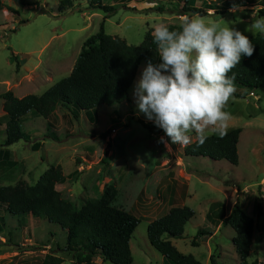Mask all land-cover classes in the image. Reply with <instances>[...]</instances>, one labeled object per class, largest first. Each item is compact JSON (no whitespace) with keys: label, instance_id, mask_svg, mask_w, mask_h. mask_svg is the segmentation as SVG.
<instances>
[{"label":"rangeland","instance_id":"1","mask_svg":"<svg viewBox=\"0 0 264 264\" xmlns=\"http://www.w3.org/2000/svg\"><path fill=\"white\" fill-rule=\"evenodd\" d=\"M73 1L62 11L61 0H3L13 12H0V148L6 140L2 95L11 91L23 98L45 93L71 74L84 41L101 28L103 11L92 9L91 0ZM114 3L118 10L104 21L105 30L129 45H141L161 23L181 30L183 0L105 1ZM261 8L258 3L219 16L210 11L204 18L234 26L251 39L264 35L245 31L252 13ZM149 60L159 63L158 51L143 61L137 78ZM133 87L129 101L99 106L91 117L81 112L75 118L71 105L57 106L49 121L30 112L23 123L26 139L6 148L11 158L0 159V186L35 185L52 166H61L66 181L57 189L76 209L115 188V205L140 220L131 240L133 264H172L151 246L148 226L174 206H187L196 213L183 238L172 240L180 252L194 255L202 264H212L211 256L214 264H239L233 244L236 233L223 225L239 204L255 221L249 262L264 264V221L260 220L264 217L258 219L255 210L261 205L264 213V88L246 98L231 95L223 109L227 118L222 134L214 128L206 132L213 136L242 129L240 161L232 165L186 156L195 133L190 144L178 145L163 130L144 128L141 120L153 122L137 113ZM36 143H42L39 151L33 149ZM0 218L6 224L0 232V264H42L49 255L74 264L65 251L68 234L60 225L4 211ZM201 230L212 235L197 237ZM96 264L104 263L97 259Z\"/></svg>","mask_w":264,"mask_h":264},{"label":"trees","instance_id":"2","mask_svg":"<svg viewBox=\"0 0 264 264\" xmlns=\"http://www.w3.org/2000/svg\"><path fill=\"white\" fill-rule=\"evenodd\" d=\"M105 1L90 2V7L103 11L105 17L100 30L84 42L68 77L41 95L30 94L18 98L11 91L2 95L6 140L0 148V159L7 161L11 158V152L6 148L26 139L23 123L30 112L49 121L57 106L71 105L75 118L80 117L81 112H87L88 117H91L99 106L129 101V91L137 79L141 64L153 52L158 51V45L154 43L150 31L139 46L129 45L124 39L107 34L104 21L117 13L118 5H107ZM208 1L210 0H183L182 15L199 14L207 17L210 11H214V15L219 16L228 14V10L234 6L238 9L251 8L259 3L262 8L258 13L264 16V0H214L211 4ZM73 4V0H61L59 10L64 11ZM199 4L205 6V9L203 6L199 7ZM5 9L13 12L0 0V12ZM250 40L254 45L253 55L242 57L240 64L229 73L235 77V91L232 95L238 98H246L248 94L264 88V35ZM13 59L17 61L15 55ZM140 123L148 130L156 128L153 123L143 120ZM241 134L242 129L237 128L223 135L207 136L203 144L196 139L185 148V155L238 165ZM41 147L42 143H36L33 149L39 151ZM65 181L62 167L52 166L35 185L0 186V212L19 218L30 216L47 219L60 225L68 234L65 251L74 264H96L97 259L104 264H133L131 240L140 220L115 205L118 191L111 188L101 199H90L81 209H76L72 203L62 198L57 189ZM241 207L236 204L231 215L223 220V225L231 227L236 233L233 244L240 264H260L258 261L249 262L255 221ZM255 210L260 219L263 216L262 206L257 205ZM195 214L187 206H174L165 216L148 226L151 246L172 264H202L194 255L180 252L172 242L183 238L186 225ZM0 220L1 232L6 224L2 218ZM206 235L212 234L201 230L197 237ZM211 262L214 264V256H211ZM42 264H63V261L49 255Z\"/></svg>","mask_w":264,"mask_h":264},{"label":"clouds","instance_id":"3","mask_svg":"<svg viewBox=\"0 0 264 264\" xmlns=\"http://www.w3.org/2000/svg\"><path fill=\"white\" fill-rule=\"evenodd\" d=\"M237 7L229 11L236 12ZM181 30L154 26L159 63H146L134 81L137 113L163 130L173 144L188 145L192 133L203 144L207 130L222 134L227 114L223 111L234 93L229 73L242 57H251L254 45L234 26L207 20L199 14L180 17ZM245 31L264 33V16L252 13ZM160 142L165 143L164 137Z\"/></svg>","mask_w":264,"mask_h":264},{"label":"crops","instance_id":"4","mask_svg":"<svg viewBox=\"0 0 264 264\" xmlns=\"http://www.w3.org/2000/svg\"><path fill=\"white\" fill-rule=\"evenodd\" d=\"M85 42V41H84ZM84 44V43H83ZM83 46V45H82ZM82 49V48H81ZM80 54V53H79ZM72 72V71H71ZM262 217H264V213H263V216ZM261 217V218H262ZM260 220H263L264 221V219H260ZM259 260H261V258H259ZM240 261V260H239ZM240 264V263H239Z\"/></svg>","mask_w":264,"mask_h":264}]
</instances>
